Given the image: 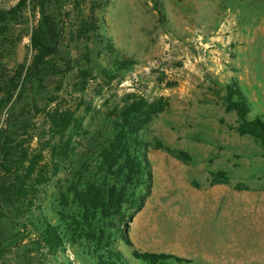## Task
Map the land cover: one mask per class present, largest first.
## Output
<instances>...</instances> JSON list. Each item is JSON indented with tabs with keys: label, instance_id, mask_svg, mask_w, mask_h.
Returning <instances> with one entry per match:
<instances>
[{
	"label": "rangeland",
	"instance_id": "obj_1",
	"mask_svg": "<svg viewBox=\"0 0 264 264\" xmlns=\"http://www.w3.org/2000/svg\"><path fill=\"white\" fill-rule=\"evenodd\" d=\"M19 1L0 0V9ZM57 2H44V13L65 34L44 82L25 81L42 0L0 24V147L12 140L0 150V264H94L80 242L49 247L43 226L63 224L62 196L72 203L80 176L116 182L101 147L132 95L167 108L140 133L153 188L130 224L134 247L120 240L117 249L130 264H142L133 250L183 260L171 264H264V147L240 136L226 112L236 82L251 118L264 120V0ZM92 9L101 32L79 43ZM106 39L118 59L137 64L117 70ZM87 54L108 73L87 70ZM220 172L229 186L212 185Z\"/></svg>",
	"mask_w": 264,
	"mask_h": 264
},
{
	"label": "trees",
	"instance_id": "obj_2",
	"mask_svg": "<svg viewBox=\"0 0 264 264\" xmlns=\"http://www.w3.org/2000/svg\"><path fill=\"white\" fill-rule=\"evenodd\" d=\"M27 1L20 0L9 10L0 9V24L19 18L23 8L27 6ZM103 1L105 0H101L104 6L109 4ZM44 2L58 3L57 0H42L43 18L32 35L34 56L25 80L31 84L44 82L48 72L53 68L51 60L61 54L65 34L57 17L54 14L44 13ZM91 12L92 15L88 19L83 18L81 21L76 36L79 43L89 42L101 32L94 10L92 9ZM106 42L104 50L108 51L112 59H115L113 65L117 67V70L127 71L137 64L134 60L118 59L111 40L106 39ZM86 50L89 51L88 45ZM86 57L87 70L95 72L94 70L99 68L101 74L108 73L102 64L94 65L88 54ZM112 73L114 72H109L110 75H113ZM166 108V101L160 100L149 104L143 97L133 95L124 103V107L118 114V120L113 123L112 139L101 147L104 170L108 176H113L116 182L99 183L89 178L82 181L80 176V181L72 184L67 192L73 195L72 203L69 202L68 195L62 196L63 224L55 225L46 221L43 226V237L49 247H62L72 240L73 243L85 244L94 264H130L115 245L121 240L126 246L134 247L129 236L130 224L143 210L153 188L152 169L142 151L144 147L139 136L149 121L164 112ZM226 112H234L237 115L235 130L240 136L252 137L264 147V120L258 116L251 118L248 100L241 93L236 82L228 87ZM3 143L4 147H0L1 151L6 145L12 143V140L7 136L3 138ZM230 184V179L224 172L213 176L212 185L229 186ZM142 185H144L143 190L140 189ZM235 188L241 191L247 187L239 184ZM73 205H76V209L72 207ZM132 258L142 264L183 262L171 255L138 250L132 251Z\"/></svg>",
	"mask_w": 264,
	"mask_h": 264
}]
</instances>
